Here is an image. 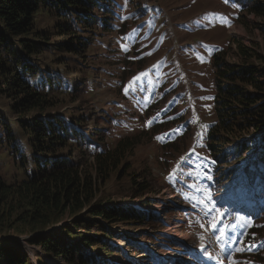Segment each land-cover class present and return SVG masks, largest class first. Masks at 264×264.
I'll list each match as a JSON object with an SVG mask.
<instances>
[{"label":"rangeland","instance_id":"1","mask_svg":"<svg viewBox=\"0 0 264 264\" xmlns=\"http://www.w3.org/2000/svg\"><path fill=\"white\" fill-rule=\"evenodd\" d=\"M38 23L46 26L54 19L41 16ZM100 27L95 28L88 48L65 53L54 49L63 40H54L53 36L54 46L46 49L42 70L32 81L43 87V79L44 88L52 95L56 106L50 109L51 116L82 117L89 131L100 127L97 138L103 137L102 145L110 147L128 134L141 139L134 154L122 162L127 163L126 168L123 165L114 172L106 186L116 184L115 178L125 169L124 173L134 171L141 180L147 176L153 189L145 197L149 203L121 195L117 198L158 213L160 221L114 227L116 235L111 243L130 259L125 264H164L162 257L155 255V242L167 246L161 255L168 261L171 252L180 248L171 237L182 235L196 242L206 223L217 232L218 250L229 252L230 241L236 243L244 229L241 243L256 223L264 224L263 218L258 220L251 214L264 202V162L249 158L251 152L248 159L239 157L236 146L230 143L218 150L226 155L213 170L214 161L206 150V134L215 119L211 63L220 49L229 51V61H237L233 40L262 43L264 16L242 12L235 0H117L112 29L103 31ZM1 88L0 134L5 137V125L21 133L16 124L20 115L12 107L14 100ZM83 157L93 160L92 155ZM0 158L11 160L1 153V144ZM0 164L4 170L9 166ZM253 170L257 172L256 181ZM246 178L255 187V194L243 195ZM213 202L218 209L214 207L210 219L191 223L189 212L200 206L213 207ZM250 216H254L252 220ZM63 222L69 223V217L49 230H58ZM160 232L169 241H155L161 237ZM252 234L248 248H239L240 243L238 252L229 255L230 264H260L250 250L264 254V236L255 240L259 233ZM143 236L148 243L141 241ZM28 237L17 236L33 264H41L40 257L47 264H65L61 257L46 255ZM98 264L116 263L103 258Z\"/></svg>","mask_w":264,"mask_h":264},{"label":"trees","instance_id":"2","mask_svg":"<svg viewBox=\"0 0 264 264\" xmlns=\"http://www.w3.org/2000/svg\"><path fill=\"white\" fill-rule=\"evenodd\" d=\"M235 1L243 11L264 16V0ZM116 14L117 0H0V87L14 100L21 130L5 125V137L0 134L1 153L11 158H0L2 164L9 163L6 170L0 164V264H33L17 238L28 234L31 244L65 264H98L103 258L129 263L121 248L111 243L113 228L160 221L158 213L117 198L149 203L145 197L153 189L147 176L141 180L125 169L116 184L106 186L140 144L137 134L122 136L110 147L102 145L103 137L97 138L100 127L89 131L82 117L51 116L56 106L52 95L43 79V87L32 81L54 40H63L54 47L61 53L88 48L95 28L112 29ZM41 16L54 23L41 26ZM233 44L237 61H229V51L220 49L211 63L215 119L206 134V150L214 170L225 159L226 153L218 152L222 145L233 143L239 157H246L264 140V36L262 43L237 39ZM261 147L262 157L264 143ZM67 216L69 223L49 230ZM257 230L264 233V226ZM159 235L152 237L169 241L166 234ZM141 241L149 242L144 236ZM153 245L167 248L162 242ZM256 257L264 264V254Z\"/></svg>","mask_w":264,"mask_h":264},{"label":"snow or ice","instance_id":"3","mask_svg":"<svg viewBox=\"0 0 264 264\" xmlns=\"http://www.w3.org/2000/svg\"><path fill=\"white\" fill-rule=\"evenodd\" d=\"M203 226V225H202ZM213 227H215L214 225H213Z\"/></svg>","mask_w":264,"mask_h":264}]
</instances>
